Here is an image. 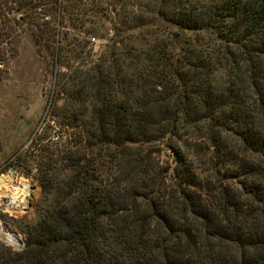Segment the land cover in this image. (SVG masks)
Returning <instances> with one entry per match:
<instances>
[{"label":"trees","instance_id":"16d2710c","mask_svg":"<svg viewBox=\"0 0 264 264\" xmlns=\"http://www.w3.org/2000/svg\"><path fill=\"white\" fill-rule=\"evenodd\" d=\"M13 23L62 105L27 153L49 205L0 264H264V0H0Z\"/></svg>","mask_w":264,"mask_h":264},{"label":"rangeland","instance_id":"374dc122","mask_svg":"<svg viewBox=\"0 0 264 264\" xmlns=\"http://www.w3.org/2000/svg\"><path fill=\"white\" fill-rule=\"evenodd\" d=\"M130 9L131 6L127 7ZM8 17L14 18V15ZM112 17L118 22L121 16L116 13ZM72 34L79 40L76 43L83 41L84 36L79 31ZM192 39L191 35L182 37L178 47L186 46ZM90 40L95 58L110 51L112 43L108 38ZM51 49L50 46L39 47L27 27L16 23L10 28L0 27V181L7 182V187L0 192V223L7 235L19 241L20 248L9 242L6 233L0 232V238L16 251L24 249L26 230L37 224L49 205L48 188L36 180V171L29 176L25 172L30 169L27 153L36 139L55 133L51 114L56 103L62 105L57 94V68ZM24 183L29 185V192L28 196L20 195L24 199L22 209H9L7 205L14 187Z\"/></svg>","mask_w":264,"mask_h":264},{"label":"bare ground","instance_id":"6f19581e","mask_svg":"<svg viewBox=\"0 0 264 264\" xmlns=\"http://www.w3.org/2000/svg\"><path fill=\"white\" fill-rule=\"evenodd\" d=\"M7 187V182L5 179H2V181H0V192ZM28 192H29V185L24 183L21 186H16L14 187V192L11 195V202L10 204L7 205V207L9 209H22L21 207V203L23 202V198L21 199L20 195H25L28 196ZM0 232L1 233H6L5 229L3 228V226L0 223ZM7 235V233H6ZM10 239L9 241L12 244H15L16 246L19 244V241L15 240L14 237L7 235Z\"/></svg>","mask_w":264,"mask_h":264},{"label":"water","instance_id":"95a60500","mask_svg":"<svg viewBox=\"0 0 264 264\" xmlns=\"http://www.w3.org/2000/svg\"><path fill=\"white\" fill-rule=\"evenodd\" d=\"M9 242H10V241H9ZM10 243H11V242H10ZM11 244H12V243H11ZM13 245H15V244H13ZM15 247H18V248H20V247H19V245H17V246L15 245Z\"/></svg>","mask_w":264,"mask_h":264}]
</instances>
